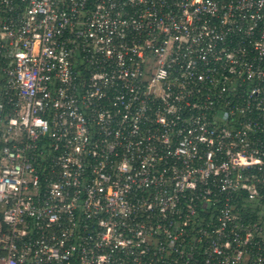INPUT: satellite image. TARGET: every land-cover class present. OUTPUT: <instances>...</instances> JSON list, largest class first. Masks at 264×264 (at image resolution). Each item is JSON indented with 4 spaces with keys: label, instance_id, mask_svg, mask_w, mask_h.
Returning <instances> with one entry per match:
<instances>
[{
    "label": "built area",
    "instance_id": "built-area-1",
    "mask_svg": "<svg viewBox=\"0 0 264 264\" xmlns=\"http://www.w3.org/2000/svg\"><path fill=\"white\" fill-rule=\"evenodd\" d=\"M0 264H264V0H0Z\"/></svg>",
    "mask_w": 264,
    "mask_h": 264
},
{
    "label": "trees",
    "instance_id": "trees-1",
    "mask_svg": "<svg viewBox=\"0 0 264 264\" xmlns=\"http://www.w3.org/2000/svg\"><path fill=\"white\" fill-rule=\"evenodd\" d=\"M194 256H196L198 259L202 258L198 253H195Z\"/></svg>",
    "mask_w": 264,
    "mask_h": 264
}]
</instances>
